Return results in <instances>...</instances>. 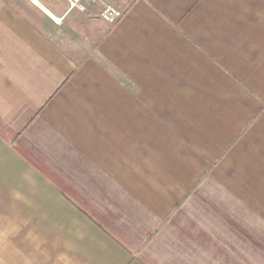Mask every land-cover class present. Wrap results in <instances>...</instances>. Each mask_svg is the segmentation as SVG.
<instances>
[{"label": "crops", "instance_id": "obj_1", "mask_svg": "<svg viewBox=\"0 0 264 264\" xmlns=\"http://www.w3.org/2000/svg\"><path fill=\"white\" fill-rule=\"evenodd\" d=\"M33 1L0 0V264H264V0Z\"/></svg>", "mask_w": 264, "mask_h": 264}, {"label": "rangeland", "instance_id": "obj_2", "mask_svg": "<svg viewBox=\"0 0 264 264\" xmlns=\"http://www.w3.org/2000/svg\"><path fill=\"white\" fill-rule=\"evenodd\" d=\"M62 6L63 2H60ZM99 13V11H97ZM81 24V23H80ZM93 29L84 30V33H74L69 31L66 26L62 25L53 32L51 36L57 42V44L63 48L71 57L77 61L83 60L88 54L91 53V49L97 43L100 35H95Z\"/></svg>", "mask_w": 264, "mask_h": 264}, {"label": "built area", "instance_id": "obj_3", "mask_svg": "<svg viewBox=\"0 0 264 264\" xmlns=\"http://www.w3.org/2000/svg\"><path fill=\"white\" fill-rule=\"evenodd\" d=\"M68 9L65 16L69 15L72 12H80L86 14L92 9L101 8L100 18L109 25L117 24L124 16V13L115 6V0H64ZM34 4H37V0L33 1ZM56 25H61L64 17L62 18H53Z\"/></svg>", "mask_w": 264, "mask_h": 264}]
</instances>
